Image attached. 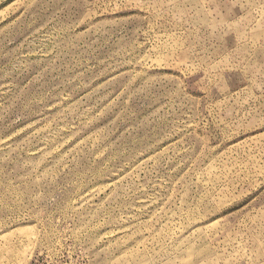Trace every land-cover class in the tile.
<instances>
[{
  "label": "rangeland",
  "instance_id": "rangeland-1",
  "mask_svg": "<svg viewBox=\"0 0 264 264\" xmlns=\"http://www.w3.org/2000/svg\"><path fill=\"white\" fill-rule=\"evenodd\" d=\"M0 264H264V0H0Z\"/></svg>",
  "mask_w": 264,
  "mask_h": 264
}]
</instances>
